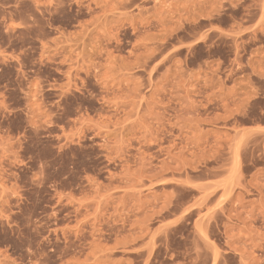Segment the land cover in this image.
I'll return each mask as SVG.
<instances>
[{
  "label": "rangeland",
  "instance_id": "obj_1",
  "mask_svg": "<svg viewBox=\"0 0 264 264\" xmlns=\"http://www.w3.org/2000/svg\"><path fill=\"white\" fill-rule=\"evenodd\" d=\"M0 264H264V0H0Z\"/></svg>",
  "mask_w": 264,
  "mask_h": 264
}]
</instances>
